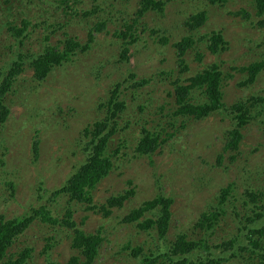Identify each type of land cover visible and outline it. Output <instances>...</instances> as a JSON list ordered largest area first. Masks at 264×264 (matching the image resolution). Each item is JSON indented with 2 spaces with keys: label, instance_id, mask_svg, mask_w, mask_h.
I'll return each instance as SVG.
<instances>
[{
  "label": "rangeland",
  "instance_id": "rangeland-1",
  "mask_svg": "<svg viewBox=\"0 0 264 264\" xmlns=\"http://www.w3.org/2000/svg\"><path fill=\"white\" fill-rule=\"evenodd\" d=\"M139 7L140 0H0L2 73L9 66L11 50L19 38L8 30L10 26L22 27V43L28 42L35 51H42L47 45L59 51L68 39L85 44L89 34L93 36L84 51H70V59L54 68L43 81L35 80L33 71L26 66L15 81L13 92L8 95L9 114L0 123V213L5 218L19 217L51 197L50 191L58 188L86 156L87 151L81 148L87 140L83 128L95 120L106 126L115 120V115L111 110L107 113L101 102L108 97V87L126 78L116 97L125 104L116 119V126L122 130L111 137L113 142L121 143L122 155L118 160L112 159V169L97 182L92 198L94 203L101 204L109 195L128 188L126 181L131 179V200L103 217L87 210L84 203L68 202V194L63 193L55 195L46 206L52 216L61 221L70 208L77 222L86 216L85 229L102 227V242L93 264H136L130 249L124 248L128 241L166 255V246L180 233H185L186 239L205 241L206 250H216V254L218 245H226L224 242L229 240L230 249L223 247L227 259L223 258L222 264H264V237L248 230L258 229L262 222L255 221L252 228L243 224L255 217L254 205L235 201L236 208L230 210L232 201L217 204L218 191L227 183L232 182L231 190L236 194L243 193L247 186L264 188V104L249 108L252 119L241 129L243 138L238 149L232 150L224 144L229 138L228 129L233 126L231 113L222 109L221 113L203 119L177 117L173 113V85L169 81L178 75L188 78L206 65L221 61L222 71L232 74L224 81L225 104L250 93L264 96V71L253 84L239 87L243 75L232 69L264 57V28L256 21L232 15L239 8L253 11L247 0L215 4L209 0H168L161 11L150 9L143 16ZM199 10L206 12L203 24L189 28L184 21ZM251 19L257 18L252 14ZM126 26L127 35L119 36ZM213 30L222 31L227 40V48L221 53L214 54L207 48L205 39ZM184 35L195 40L184 53L185 69L175 63L176 50L172 45ZM121 39H133L128 62L119 55ZM19 48L23 50L21 44ZM181 67L184 70L180 75ZM169 68H173L174 77L160 74ZM1 77L0 74V80ZM140 77L146 82L133 86ZM142 126L162 139V145L149 155H138L134 150ZM35 139L37 154L32 149ZM159 193L173 197L163 239L154 230H139L119 222L129 209ZM263 199L264 196L260 201ZM212 204L214 209L210 208ZM209 210H218L217 217L210 228L202 229L196 222L203 211ZM52 224L33 221L8 253L29 244L33 253L27 264H42L43 256L38 254L42 236L59 230L55 233L58 243L50 257L64 264L72 252L71 238L62 231L64 224ZM178 260L172 257L164 264H176Z\"/></svg>",
  "mask_w": 264,
  "mask_h": 264
},
{
  "label": "trees",
  "instance_id": "trees-1",
  "mask_svg": "<svg viewBox=\"0 0 264 264\" xmlns=\"http://www.w3.org/2000/svg\"><path fill=\"white\" fill-rule=\"evenodd\" d=\"M223 1L226 0H209L211 4L222 3ZM247 1L250 3L253 14L257 19L252 20V11L250 12L245 8H239L233 12L232 15L240 16L247 21H256L259 27L264 28V0ZM158 5L159 3L155 0H140L138 11L141 13L144 12L145 9H155ZM95 7H97V5H95ZM205 17L206 12L204 11L199 12L196 15H190L186 20V24L189 28L196 29L201 25ZM21 21L23 23L24 19ZM93 28H96V24H94ZM127 28L128 27L126 26V29L122 30L119 33V36L125 37L127 35ZM8 30L12 31L14 35L19 38L17 44L11 50L12 59L9 61V66L5 68V73H2L0 70V74L2 75L0 80V123H2L9 114L8 95L13 92L15 81L24 70V66L33 71L32 77L35 80L43 81L55 66L61 65L70 59L68 55L70 51H84L93 38V36L89 34L88 40L85 44H80L78 41L68 39L65 42L64 49L59 51L53 45L45 46L42 51H35L30 48L28 42L22 43L21 39L24 37L21 35L23 32L22 27L15 28L14 26H10ZM207 37L208 38L205 39V42L207 48H209L212 53L217 54L226 50L227 40L223 38L222 31H211L207 34ZM129 42L130 41L121 40L122 47L119 55L121 60L125 62H128L129 60ZM194 43L195 40L189 35H184L178 41L173 42V46L176 50L175 63L178 67L182 66L184 69L187 67L184 60V53L188 48L193 47ZM19 44H21L23 50L19 48ZM197 56L200 60L201 55L199 52ZM221 65V61L212 62L188 78L181 75V72L184 69L182 67L180 69L178 68V72L181 76L178 75L173 80L169 79L170 83L173 85L174 115L177 117L192 116L194 118H202L211 114L221 113L220 110L223 109L222 96L224 81L226 77L232 76L231 73H222L220 69ZM232 69L238 72H246V77L241 79L238 82V85H243V87L249 86L253 84L259 77L260 73L264 71V57L249 62L245 67L242 66L235 68L232 66ZM160 74H164L166 78L174 77L173 68L161 70ZM130 75L134 78L136 77V74L134 75V73H131ZM183 79L186 80V83L183 82ZM126 80L127 79L124 78L108 87L106 91L108 97L101 102V107H106L107 113L111 110V114L115 115V120L108 126H106L101 120H95L93 123L83 128V133L87 140L81 144V148L83 151H87L86 156L65 179L64 183L58 188L50 191L51 197L45 199V202L37 207L30 208L28 214H23L19 217L14 216L12 218H5L4 215L0 213V264H27L28 260L32 258L33 247L29 244H24V246L17 252L8 253V251L16 238L35 220H39L43 224L57 223V221L64 224L63 230L61 227L60 230L65 232V234L71 238L69 247L72 250L64 264H93V261L98 255V248L102 242V227L98 226L93 230L85 229V223H83V220H85L86 216H82L79 222H77L72 217L73 210L70 208L66 209L64 213L65 216L59 221L52 216L51 210L46 206L48 202L53 200L55 195L67 193L68 202L75 200L80 203H85L87 210L90 209L93 212H98V214H101L104 217L109 216L112 209L122 208L129 199L131 200L134 193V189L131 186V179L126 181L129 186L128 188L123 189L116 194L109 195L101 204L94 203L92 198V190L95 188L97 182L106 177L112 169V159L115 158L118 160L122 155V152L119 154L121 143L118 144L119 141L117 143L113 142L111 137L115 133H120L122 130L120 126H116V119L119 112L124 109L125 104L121 100L117 101L116 97L119 95L120 87L125 86L124 83ZM145 82L146 79L140 77L139 80L133 82V86L135 84L141 85ZM135 96L136 92L134 91L133 97ZM170 96L172 97V95ZM137 100L138 95L135 97L134 101ZM263 104L264 96L257 93H250L248 96H245V98H238L233 105L230 106V108L233 109L231 111L233 126L228 129L229 138L226 139L224 143L226 147L232 150L238 149L239 143L243 138V132L241 129L245 128L246 124L252 119L248 114L249 108H256L257 106L260 108ZM259 111L261 112V110ZM262 122H264V118ZM140 130L141 135L134 147L135 154L149 155L162 145V139L159 134L149 130L145 126H142ZM32 149L34 154H37V139L33 140ZM218 160H220V155L218 156ZM8 183L11 185L10 181H8ZM231 187L232 182L220 187L217 194V204L222 205L226 201H232L230 210H233L236 208L234 205L235 201H241L242 204H248L251 202L256 208L254 211L255 217H251L245 220V222H242L243 224L245 223V227L252 228V223L255 221H261L262 223L258 229L248 228V230L251 234H256L260 238L264 237V221L262 220L264 218V199L260 201V198L264 196V188L257 190L256 187L247 186V188L243 190V193L236 194L232 193ZM41 198L42 197L38 196V199ZM172 202L173 197L161 193L156 194L153 198L147 199L129 209L121 217L119 222L131 224L139 230H154L157 236L163 239L170 221ZM210 208L214 209L215 206L212 204ZM217 211L218 210L203 211L196 224L202 229L210 228L215 222L214 219L217 217ZM54 232L57 234L60 231L55 230ZM55 233L42 236V246L38 251V254L43 256L42 264H60L58 260H54L50 257V251L58 243ZM186 236L185 233H180L173 242L169 243V246H166V250L164 251L167 252L166 255L163 254V251L157 252L153 251L148 246L143 247V244L131 245L129 241L124 248L130 249V256L136 260V264H164L166 259L169 260L172 257L179 258L176 264H222L221 261L227 259L224 253L230 249L229 246L231 243H229V240L224 242L226 245L222 246L221 243L218 245L220 248L217 250L216 254V250H206L207 245L205 241L196 242L192 239H186ZM223 247L229 248L223 250ZM241 264L251 263L242 261Z\"/></svg>",
  "mask_w": 264,
  "mask_h": 264
},
{
  "label": "clouds",
  "instance_id": "clouds-1",
  "mask_svg": "<svg viewBox=\"0 0 264 264\" xmlns=\"http://www.w3.org/2000/svg\"><path fill=\"white\" fill-rule=\"evenodd\" d=\"M155 1H157L158 3H159V5H158V7L157 8H155L156 10H158V11H161L162 10V7L168 2V0H166V3H165V1L164 0H155ZM150 7H151V4H150ZM155 9H153V10H155ZM150 10V9H149ZM148 10L147 9H145V11L144 12H141V15L143 16L144 14H145V12H147ZM202 11H204V10H199V11H197V12H195V13H191L190 15H196V14H198L199 12H202ZM253 12V11H252ZM253 14V13H252ZM189 15V16H190ZM254 15V14H253ZM188 16V17H189ZM188 17H187V19H188ZM255 17V16H254ZM186 19V20H187ZM184 22H186V21H184ZM204 22V21H203ZM203 22L201 23V25L203 24ZM201 25H199V26H201ZM198 26V27H199ZM197 27V28H198ZM213 31H216V30H213ZM121 40H123V39H121ZM124 41H126V40H124ZM127 41H130L129 43H128V45H129V47H130V45L132 44V42H133V39H130V40H127ZM121 45H122V43H121ZM172 45H173V43H172ZM174 47V46H173ZM66 62V61H65ZM248 64V63H247ZM247 64H245V65H247ZM62 65V64H61ZM245 65H241V66H239V67H242V66H244L245 67ZM58 66H60V65H57V66H55V68L56 67H58ZM238 67V68H239ZM221 69V68H220ZM221 71H222V69H221ZM222 73H223V71H222ZM239 73H241L242 75H243V78L242 79H244L245 77H246V72H240L239 71ZM232 77V76H231ZM240 81V80H239ZM238 81V82H239ZM239 87H243V85H238ZM244 87H247V86H244ZM222 101H223V109H226V110H228L230 113H231V111L233 110V109H231L230 108V106L231 105H233V103L236 101H233V102H231V103H229V104H225L224 103V100H223V96H222ZM173 103H174V100H173ZM222 110V109H221ZM187 117H189V118H194V117H192V116H187ZM204 117H202V118H194V119H203ZM232 123H233V119H232ZM70 175V174H69ZM68 175V176H69ZM65 182V180L63 181V183ZM73 202H76V203H80V202H77V201H73ZM81 204V203H80ZM85 204V203H84ZM90 210V209H89Z\"/></svg>",
  "mask_w": 264,
  "mask_h": 264
}]
</instances>
